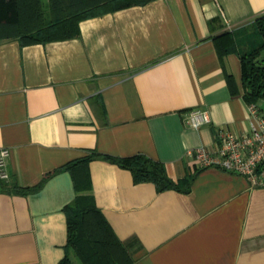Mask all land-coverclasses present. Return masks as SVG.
Listing matches in <instances>:
<instances>
[{"label": "crops", "instance_id": "1", "mask_svg": "<svg viewBox=\"0 0 264 264\" xmlns=\"http://www.w3.org/2000/svg\"><path fill=\"white\" fill-rule=\"evenodd\" d=\"M264 0H153L80 21V36L22 46L0 41V264H60L64 207L76 193L68 171L46 173L95 149L145 154L169 176L192 177L187 193L135 183L130 170L90 162L96 203L137 264H264V186L220 168H199L189 149L213 147L218 130H250L241 55ZM213 21V28L210 21ZM232 32L221 57L214 37ZM205 109L210 122L186 115ZM5 184V187L2 186Z\"/></svg>", "mask_w": 264, "mask_h": 264}, {"label": "trees", "instance_id": "2", "mask_svg": "<svg viewBox=\"0 0 264 264\" xmlns=\"http://www.w3.org/2000/svg\"><path fill=\"white\" fill-rule=\"evenodd\" d=\"M153 0H0V41L16 39L22 46L66 40L80 36V21L90 16L116 11ZM210 27L213 28V21ZM257 26V27H256ZM262 43L241 55L242 89L231 74H226L233 95H242L247 103L264 98V13L253 22ZM221 57L238 52L232 32L214 37ZM103 159L131 171L135 183L151 182L158 191L174 189L187 193L192 177L172 179L165 164L145 154L115 156L95 149L46 173L34 186L12 185L7 191L29 194L39 190L53 174L68 171L75 189L74 199L64 207L68 239L60 264H137L125 244L96 203L90 162ZM2 186L5 187V184Z\"/></svg>", "mask_w": 264, "mask_h": 264}, {"label": "built area", "instance_id": "3", "mask_svg": "<svg viewBox=\"0 0 264 264\" xmlns=\"http://www.w3.org/2000/svg\"><path fill=\"white\" fill-rule=\"evenodd\" d=\"M251 127L248 132L237 133L220 128L213 147L200 145L189 149L187 154L195 158L199 168L215 167L241 174L253 186H264V98L259 102L247 103ZM205 109H191L186 121L195 128L210 122ZM9 150H0V178L8 179L7 157Z\"/></svg>", "mask_w": 264, "mask_h": 264}, {"label": "rangeland", "instance_id": "4", "mask_svg": "<svg viewBox=\"0 0 264 264\" xmlns=\"http://www.w3.org/2000/svg\"><path fill=\"white\" fill-rule=\"evenodd\" d=\"M248 40H250L256 45H260V43H262V37L261 34L258 32L257 28L251 27L248 29Z\"/></svg>", "mask_w": 264, "mask_h": 264}]
</instances>
